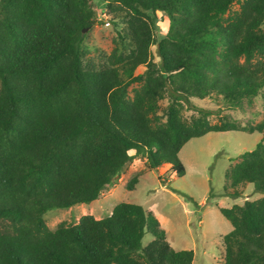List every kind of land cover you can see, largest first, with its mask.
<instances>
[{"label": "trees", "instance_id": "trees-1", "mask_svg": "<svg viewBox=\"0 0 264 264\" xmlns=\"http://www.w3.org/2000/svg\"><path fill=\"white\" fill-rule=\"evenodd\" d=\"M108 6L125 22L128 51L114 47L98 68L83 63L92 0H0V264H192L194 251L174 249L137 203L55 229L43 216L97 199L137 154L151 169L167 163L183 176L179 150L211 131L262 133L225 172L224 195L238 197L251 183L263 196L219 212L232 226L223 264H264V115L246 126L226 114L212 123L214 111L191 101L211 97L235 109L264 98V0ZM156 11L169 21L159 38L149 16ZM147 232L153 239L143 246Z\"/></svg>", "mask_w": 264, "mask_h": 264}, {"label": "rangeland", "instance_id": "rangeland-1", "mask_svg": "<svg viewBox=\"0 0 264 264\" xmlns=\"http://www.w3.org/2000/svg\"><path fill=\"white\" fill-rule=\"evenodd\" d=\"M94 24L85 30L82 44L84 65H109V55L114 47L118 52L126 53L128 44L120 32L125 30V22L116 16L108 6V0H92ZM237 4L232 5L236 9ZM159 38L168 29V18L162 11L150 12ZM264 29V23L262 24ZM153 59L156 46H150ZM144 65L135 69L142 73ZM137 85V84H136ZM135 86V85H134ZM194 105L213 110L212 123L218 122L223 114L241 126L255 124L264 115V98L257 96L243 108L231 109L214 98H191ZM167 97L159 102L164 107ZM219 112V113H217ZM193 110L183 109V116L189 117ZM262 133L245 131H211L202 136L189 139L179 150L178 157L185 168L183 176H178L170 164L164 163L151 169L144 154H137L126 164L115 182L104 188L99 197L89 203H76L68 208H52L43 216L46 224L55 229L60 224L71 225L83 214H92L96 218L108 216L119 202L140 204L151 210L165 229L166 239L176 249H192V264H223V236L232 226L219 212L220 207L243 204L245 200H254L263 196L255 192L251 183L240 186L238 197L224 195L226 185L225 172L232 166L242 152L252 150L261 139ZM130 152L134 153V150ZM136 176L138 181L132 190L127 189L128 181ZM153 236L145 233L142 245H147Z\"/></svg>", "mask_w": 264, "mask_h": 264}, {"label": "water", "instance_id": "water-1", "mask_svg": "<svg viewBox=\"0 0 264 264\" xmlns=\"http://www.w3.org/2000/svg\"><path fill=\"white\" fill-rule=\"evenodd\" d=\"M86 30V29H85Z\"/></svg>", "mask_w": 264, "mask_h": 264}]
</instances>
